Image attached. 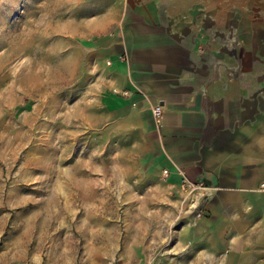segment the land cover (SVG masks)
<instances>
[{"label":"rangeland","instance_id":"374dc122","mask_svg":"<svg viewBox=\"0 0 264 264\" xmlns=\"http://www.w3.org/2000/svg\"><path fill=\"white\" fill-rule=\"evenodd\" d=\"M88 1L0 0V264H223L187 253L183 198L101 104Z\"/></svg>","mask_w":264,"mask_h":264},{"label":"crops","instance_id":"0c3cea01","mask_svg":"<svg viewBox=\"0 0 264 264\" xmlns=\"http://www.w3.org/2000/svg\"><path fill=\"white\" fill-rule=\"evenodd\" d=\"M85 12L112 123L141 135L167 192L205 182L196 208L175 202L187 253L264 264V0H89Z\"/></svg>","mask_w":264,"mask_h":264},{"label":"built area","instance_id":"2783aa9c","mask_svg":"<svg viewBox=\"0 0 264 264\" xmlns=\"http://www.w3.org/2000/svg\"><path fill=\"white\" fill-rule=\"evenodd\" d=\"M115 92H119L123 95H128L129 91L126 89H123L121 91H118V89H114ZM154 115L156 117H159L161 114V107L160 105H157L154 107ZM168 174V170H164L163 175L166 176ZM205 186V182L201 179H191L186 176L183 177L180 187L182 192L184 193L183 201L188 204V209H194L197 206V198L201 194V189ZM202 213V210L199 211V215Z\"/></svg>","mask_w":264,"mask_h":264}]
</instances>
